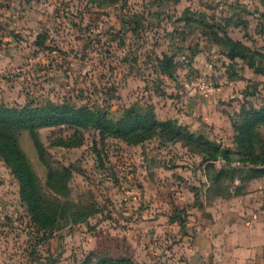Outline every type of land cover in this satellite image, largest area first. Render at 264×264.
Returning <instances> with one entry per match:
<instances>
[{
	"label": "rangeland",
	"instance_id": "1",
	"mask_svg": "<svg viewBox=\"0 0 264 264\" xmlns=\"http://www.w3.org/2000/svg\"><path fill=\"white\" fill-rule=\"evenodd\" d=\"M262 10L260 0H0V102L50 100L114 117L131 103L151 104L158 117L182 122L200 113L190 129L232 148L222 118L264 101V75L253 79L241 60L230 61L213 34L264 51ZM163 54L171 76L160 69ZM228 73L249 79L230 83ZM200 80L210 87L205 95ZM244 83L254 95L241 93ZM203 111L220 114L207 123ZM260 131L264 138V124ZM37 132L47 160L70 171L61 205L89 214L52 233L38 227L0 158V264H94L104 253L134 264H264L263 253L218 255L224 243L214 240L221 225L264 208V176L245 182L243 170L208 188L202 155L181 141L154 136L131 144L66 124ZM68 137L77 144L58 143ZM18 141L47 192V167L27 130ZM246 189L248 198L234 193Z\"/></svg>",
	"mask_w": 264,
	"mask_h": 264
},
{
	"label": "trees",
	"instance_id": "2",
	"mask_svg": "<svg viewBox=\"0 0 264 264\" xmlns=\"http://www.w3.org/2000/svg\"><path fill=\"white\" fill-rule=\"evenodd\" d=\"M260 3L264 7V0H260ZM259 15L264 22V10L260 11ZM213 36L214 43L221 47L222 53L230 61L239 59L254 73L264 74L263 50L251 48L225 32L214 33ZM158 62L161 71L171 76L168 68L172 63L170 56L163 54ZM228 77H242V75L228 73ZM241 93L245 96L254 95V91H246V89ZM228 116L233 129L232 148L217 139L194 132L187 124L181 123L176 118L158 117L151 104L142 106L131 103L122 109L120 115L114 117L104 109L50 100L38 105L29 103L6 105L0 102V158L18 180L20 198L27 205L31 219L38 227L52 233L84 221L89 213L61 205L60 196L68 193L67 179L70 171L65 165L55 166L47 160V153L39 139L38 129L66 124L76 128H94L99 131L102 138L112 136L131 144L143 142L154 136L166 142L181 141L189 151L202 155L201 162L204 165L209 188L223 175V179L233 181L237 176L235 174H240L243 170L249 172V175L239 177L245 182L264 176V138L260 131V127L264 124V101L259 106L251 103L242 104L238 111ZM21 130H27L39 159L47 167L46 181L49 190L45 193L42 192L40 182L19 144L18 134ZM77 142L70 137L66 140H58L59 144L65 146H74ZM216 161H219V166L215 165ZM239 192L240 190L234 193ZM216 195L220 196L221 192H217ZM170 221L175 222L176 218L170 217ZM94 264H134V262L127 256L113 257L104 253L95 260Z\"/></svg>",
	"mask_w": 264,
	"mask_h": 264
},
{
	"label": "crops",
	"instance_id": "3",
	"mask_svg": "<svg viewBox=\"0 0 264 264\" xmlns=\"http://www.w3.org/2000/svg\"><path fill=\"white\" fill-rule=\"evenodd\" d=\"M247 71L250 73V75L252 74L254 76L253 79H258L259 76L264 75V74L254 73L250 68H248ZM244 76H249V75H247L246 73ZM244 76L242 75V77H232V78L228 77L229 78L228 80L230 83H233L235 81L244 80L245 79ZM247 79L249 78H246L245 80L247 81ZM244 86H245V83L243 86L240 87V89L244 88ZM198 101L199 100H196L197 108L199 107ZM193 114L186 117L184 122H182L179 119L180 117L178 118V116H172V115L170 116H172V118L179 119V121H181L184 124H187L189 128L192 126L194 128L193 124L195 123V120L193 118L194 117L197 118L199 116L198 114L200 113H196V115H193ZM217 114H220V112H218ZM217 114L210 113V111H203L201 119L207 123L215 122L212 120H214L215 118H218ZM228 115L227 117H223L222 121L226 124L225 127L228 126L227 131L231 134L232 141H233V129H232L231 122H230ZM212 116H214V119L212 118ZM216 163L220 165L219 161H216ZM247 190L248 189L244 190L243 193L237 194L236 196L246 195V198H248L249 193ZM222 205L225 207L223 210H227L228 204L223 203ZM243 207L244 206H242V208ZM255 209L256 208L251 207L248 213H252V218H247L244 221H242V223L240 224L230 223L231 225L223 224L219 228L216 227L217 229L215 230L218 232V236L214 240L220 241V238H221V241L224 243L223 247H220L219 253L216 252V254L222 255V253H225L223 255H225L226 257H234V256H231V254L233 253L240 254L244 252L245 256H248L249 258L250 257L256 258L258 256L261 257L262 253L264 255V208H261L260 212H257V213L253 212ZM130 258L132 257L130 256Z\"/></svg>",
	"mask_w": 264,
	"mask_h": 264
},
{
	"label": "built area",
	"instance_id": "4",
	"mask_svg": "<svg viewBox=\"0 0 264 264\" xmlns=\"http://www.w3.org/2000/svg\"><path fill=\"white\" fill-rule=\"evenodd\" d=\"M197 86V91L200 94H207L208 92H210V87L209 85L204 81V80H200L196 83Z\"/></svg>",
	"mask_w": 264,
	"mask_h": 264
}]
</instances>
